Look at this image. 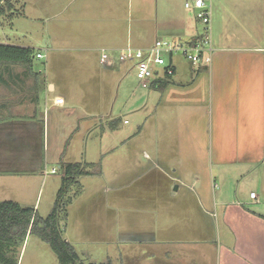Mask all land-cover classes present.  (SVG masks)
Instances as JSON below:
<instances>
[{
  "label": "crops",
  "instance_id": "crops-1",
  "mask_svg": "<svg viewBox=\"0 0 264 264\" xmlns=\"http://www.w3.org/2000/svg\"><path fill=\"white\" fill-rule=\"evenodd\" d=\"M68 1L29 0L28 4L38 15L41 10L61 9V13ZM185 1L84 0L79 13L67 14L65 20L71 25L60 31L73 43L66 41L71 46L62 50H95L99 61L101 49L116 51L128 45L147 48L158 38H192L199 33L198 22L194 12L185 8ZM212 4L211 66L194 68L185 61L188 67L183 68L176 60L169 84L151 87L160 92L157 106L166 100L164 106H171L170 110L188 112L186 131L194 137L193 143L200 140L207 153L200 157L193 154L192 158H204L201 162L208 169L206 176L200 177L199 170L174 168L170 181L178 185L170 189L168 200L179 198V204L168 208L161 199L153 200L155 226L169 225L166 236L161 235L160 228H153V259L162 256V241L176 242L185 237L197 242L199 235L200 264H264V0H212ZM77 18L84 19L80 27L75 24ZM77 65L89 73L92 63L82 57ZM101 66L111 70L117 64ZM109 72L106 78L113 88L114 83L119 84L120 75L114 74L118 72L115 70ZM42 79L37 95L34 92L29 99L32 114L0 119V176L25 185L32 181L28 176L46 171V120L39 114L41 97L45 105L58 106L59 110L67 103L66 94H53L55 84ZM110 94L112 97L113 91ZM151 95V99L158 96L155 92ZM116 96L114 93L113 98ZM149 101L142 109L154 115L157 106ZM112 123V128L117 126ZM142 123L139 133L147 128V121ZM155 124L154 119L152 128ZM153 152L157 154V146ZM145 158L147 163L138 161L136 165L139 173L159 169L157 157L151 161L147 153ZM194 184L200 186L194 188ZM36 207L34 204L32 208L36 211Z\"/></svg>",
  "mask_w": 264,
  "mask_h": 264
},
{
  "label": "rangeland",
  "instance_id": "rangeland-1",
  "mask_svg": "<svg viewBox=\"0 0 264 264\" xmlns=\"http://www.w3.org/2000/svg\"><path fill=\"white\" fill-rule=\"evenodd\" d=\"M11 1L13 9L0 15V43L30 47L44 57L34 58L32 72L38 74L22 65L2 69L0 119L32 114L34 108L29 99L42 78V81L55 84L53 94H66L67 103L59 110L58 106L45 105L46 100L41 97L39 105L40 117L46 120L45 170L56 168L57 172L45 174L42 171L28 176L32 181L27 185L21 180L12 182L14 180L0 176V200L21 198L20 205L33 207L36 204L39 215L46 217L61 185V161L100 162L102 173L78 178V185L66 196L65 211L59 213L62 235L72 244L82 263L200 264L199 235H196L197 242L185 237L176 242L162 241V256L153 259L152 253L153 228L156 231L160 228L164 236L169 231L168 222L155 226L153 200L161 199L163 206L168 208L180 201L179 198L168 200L170 189L178 185L170 181L173 169L190 167L199 170L200 177L206 176L208 170L204 161L201 162L204 158H192L207 153L200 147V140L193 143L194 137L186 131L188 112L180 108L170 110L171 106H164L166 100L162 107L157 106L160 92L152 86L143 87L129 64L117 63L115 68L107 70L99 64V54L95 50H62V47L71 46L66 41L73 43L65 40L60 31L69 23L65 20L67 14L70 11L79 13L84 0H69L61 13V9L41 10L38 15L31 12L29 0ZM81 21L84 19L75 22L77 27ZM197 26L200 32L203 26L200 23ZM82 57L92 63L89 73L77 65ZM178 60L180 67H188L183 58L178 57ZM65 61L70 63L66 65ZM112 70L120 75L119 84L114 83L113 88L106 78ZM112 91L117 95L115 98L111 97ZM153 92L158 96L151 99ZM112 100L114 104L109 106ZM147 101L150 105L155 101L156 114L142 109ZM154 119L156 127L152 128ZM146 121L147 128L139 133V125ZM112 122L117 126L112 128ZM153 146H157L158 155L154 154ZM147 153L149 160L159 159V169L142 175L144 171L139 173L136 165L138 161L147 163ZM200 184L193 187L198 188ZM19 251L18 264H59L49 244L36 235H28Z\"/></svg>",
  "mask_w": 264,
  "mask_h": 264
},
{
  "label": "trees",
  "instance_id": "trees-1",
  "mask_svg": "<svg viewBox=\"0 0 264 264\" xmlns=\"http://www.w3.org/2000/svg\"><path fill=\"white\" fill-rule=\"evenodd\" d=\"M2 0H0L1 2ZM11 0H3L0 4V15L13 9ZM12 12V11H11ZM14 14V13H11ZM12 17V16H11ZM35 51L30 47L0 43V82L3 80L1 71L9 65H22L32 72ZM38 74L37 72H32ZM169 78L158 79L151 86L158 84L161 88L169 84ZM39 85L35 87V93ZM112 126L114 124L112 123ZM61 185L57 191L56 201L48 216L39 215L34 208L25 207L13 200H0V264H18L20 251L28 235H36L49 244L56 254L59 264H83L79 254L67 241L59 226V213L65 211L66 196L73 186L78 185V178L83 175L100 174L101 164L64 162L61 161Z\"/></svg>",
  "mask_w": 264,
  "mask_h": 264
},
{
  "label": "built area",
  "instance_id": "built-area-1",
  "mask_svg": "<svg viewBox=\"0 0 264 264\" xmlns=\"http://www.w3.org/2000/svg\"><path fill=\"white\" fill-rule=\"evenodd\" d=\"M3 3V0L0 4ZM187 10L194 12L195 20L202 24L201 31L192 38H158L147 48H134L128 45L116 51L101 49L100 64L114 67L117 63L129 64L135 71L140 84L147 88L156 79H166L174 76L175 63L178 57L183 58L194 68L210 67L214 55L212 38V0H186ZM37 58H43L41 53ZM56 168L45 171V174H55ZM255 197V193H251Z\"/></svg>",
  "mask_w": 264,
  "mask_h": 264
}]
</instances>
